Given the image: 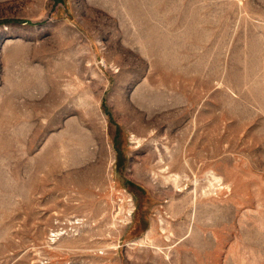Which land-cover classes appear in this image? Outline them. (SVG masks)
I'll list each match as a JSON object with an SVG mask.
<instances>
[{
	"label": "rangeland",
	"instance_id": "1",
	"mask_svg": "<svg viewBox=\"0 0 264 264\" xmlns=\"http://www.w3.org/2000/svg\"><path fill=\"white\" fill-rule=\"evenodd\" d=\"M0 264H264V0H0Z\"/></svg>",
	"mask_w": 264,
	"mask_h": 264
},
{
	"label": "bare ground",
	"instance_id": "2",
	"mask_svg": "<svg viewBox=\"0 0 264 264\" xmlns=\"http://www.w3.org/2000/svg\"><path fill=\"white\" fill-rule=\"evenodd\" d=\"M12 100L14 101V99H12ZM12 100H11V102H13ZM7 101H8V100H7ZM1 121H2V120H1ZM6 121H7V120H6ZM3 122H5V121H3ZM1 123H2V122H1Z\"/></svg>",
	"mask_w": 264,
	"mask_h": 264
}]
</instances>
